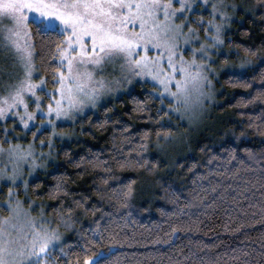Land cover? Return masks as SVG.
Masks as SVG:
<instances>
[{"label":"trees","instance_id":"trees-1","mask_svg":"<svg viewBox=\"0 0 264 264\" xmlns=\"http://www.w3.org/2000/svg\"><path fill=\"white\" fill-rule=\"evenodd\" d=\"M245 1L250 11H237L221 31L214 103L196 130L158 110L152 84L137 83L96 112L60 125L73 130L71 138L54 145L52 159L28 181L27 192L24 184L14 186L24 206L41 210L51 228L65 233L62 245L50 250V264H64L59 248L90 243L88 230L97 228L102 243L111 245L109 264H264V121L257 119L264 108V95L258 94L264 64L253 54L264 55V0ZM201 14L209 16L207 10ZM30 28L36 67L54 87L50 72L57 65L49 58L61 38ZM226 60L255 64L225 71ZM244 79L252 82L250 88L241 86ZM253 96L257 100L247 103ZM169 103L165 100L164 109ZM164 131L177 140L166 145ZM7 142L0 124V143ZM129 183L125 206L112 189ZM8 189L0 187L1 215L8 213L3 207ZM94 251L71 248V264H83Z\"/></svg>","mask_w":264,"mask_h":264},{"label":"snow or ice","instance_id":"snow-or-ice-1","mask_svg":"<svg viewBox=\"0 0 264 264\" xmlns=\"http://www.w3.org/2000/svg\"><path fill=\"white\" fill-rule=\"evenodd\" d=\"M195 2L197 0H0V38L5 41L4 47L15 54V62L24 69V77L14 84L7 96L0 97V119L6 118L12 108L23 106L24 113L17 112L13 118L18 116L19 122L28 128L37 115L48 117L38 126V130H42L44 125L54 126L52 116L57 119L75 117L86 107L95 108L102 96L112 89L110 82L95 80L94 72L103 71L106 62L121 56L129 74L134 73L142 81L153 82L150 95L159 100L158 110L164 111L166 116L169 113L194 116L198 106L209 95L206 89L212 85L208 75L215 71L209 67L214 61L208 53L216 50L219 54V46L223 43V25L211 19L204 27L205 39L211 40V44L203 43L199 48H193L191 59H185L177 51L181 36L186 37L185 44L191 42L193 29L189 28L187 33L183 29L189 23ZM203 2L207 5L210 0ZM174 3H179V8L173 7ZM221 5L235 7L223 5L222 0ZM186 10L189 15H185ZM212 15H219L222 21L225 19V14L218 11L217 4L212 5ZM161 16L163 19H160ZM178 16L184 17L179 24L175 23ZM198 23L204 24L203 18ZM29 25L42 36L55 34L61 38L49 58L50 63L57 65L50 72L54 85L50 90L45 87L48 77L42 76L36 82L32 79L39 73L34 70L36 50ZM137 25L139 30H136ZM141 48L143 54H140ZM153 50L158 54L149 56L148 52ZM253 54L257 55L260 64H264V55ZM198 56L199 62L196 59ZM254 64V61L244 60L239 65H230L226 60L223 70L234 72ZM235 78L230 76L229 80ZM260 80L264 83V68L260 69ZM239 83L246 88L252 86L247 79ZM37 91L49 98L47 112L40 107L44 101ZM258 94L264 95V88L259 89ZM165 100L170 101L167 109H164ZM256 100L257 96H253L247 103ZM30 103L36 105L32 112L27 110ZM257 119L264 121V108ZM4 131L7 133L9 129ZM37 134L34 133V136ZM169 136V132L164 131L163 137L168 139ZM157 138H160V133ZM7 139L5 135L4 140ZM44 143L43 140L40 142L41 147ZM51 143L49 140L50 148ZM139 147L143 152L147 143ZM246 151L251 157V150ZM5 154L12 170H8V164L0 168V181L17 184L22 179L23 167H28L30 172L43 167L36 163L33 144L8 143L7 148L0 146V156ZM39 155L44 157L48 154L41 152ZM137 158H140L139 155ZM24 185L27 192V180ZM55 187L57 191L62 190L63 181L58 178ZM112 192L118 199H124L125 206H129L127 198L132 194L131 183L118 184ZM13 195L12 188H9L7 202L3 205L9 214L0 217V264H50V250L62 245L60 233L38 222L45 219L43 215L38 218L30 217L27 213L22 215L21 201H14ZM261 210L264 211V208ZM88 231L93 232L90 243L59 248L64 264H71V248H76L78 253L95 248L92 255L84 256L83 264H109L111 245L102 243L104 236L99 228ZM176 231V227L171 229L173 235Z\"/></svg>","mask_w":264,"mask_h":264},{"label":"rangeland","instance_id":"rangeland-1","mask_svg":"<svg viewBox=\"0 0 264 264\" xmlns=\"http://www.w3.org/2000/svg\"><path fill=\"white\" fill-rule=\"evenodd\" d=\"M222 3L223 5H234L235 7H224L221 5V0H210V3H208L207 5L204 4L203 0H197V2H195L194 4V10L199 11L198 15H195L193 13L194 10L191 11L190 15L187 10L185 11V15H189V23L186 27H184L183 32L187 33L189 28L193 29L191 42H189L188 44H185L184 41L186 37L184 36H181L179 40V47L177 48V51L182 53L185 59L192 58L191 50L193 48H199L201 44L203 43H208V44L212 43L211 40L205 39L204 27L207 25V21L211 19H215L216 23H222L223 25L222 30H223L224 28H227L230 25V23H232V20H233L232 18L235 16V13H237V11H240L241 13H244V14L250 11V8L248 7L245 0H241V1L222 0ZM213 4H217L218 11L223 12L225 14V19L223 21L221 20L219 15H216L215 17H213L212 15V5ZM173 7L179 8V3H174ZM201 10H207L209 16L202 15ZM201 18H203L204 24L198 23V21ZM160 19H163V16H161ZM183 19H184L183 16H178L175 19V23L179 24ZM136 30H139L138 25L136 26ZM209 35H212V33H209ZM4 45H5V41L2 38H0V69L3 70L2 72H0V97L7 96L9 92L12 90L14 84L17 83L19 79H22L24 77L23 66L15 62L14 60L15 54L12 52L11 49H6ZM220 48H221V45L219 46V52H220ZM140 54H143L142 48L140 50ZM156 54L158 53H156L154 50L148 52L149 56L156 55ZM208 55L211 57L212 61H214L209 64V67L215 70L214 73H210L208 75V79L212 81L211 88L206 89V92H208L209 95H207L204 98V103L198 106V108L196 109V114L194 116L191 114H184L183 116H181L180 114H176L193 131L196 130L201 125V123L203 122L204 116L211 109V106L214 103V92H215L214 79L216 78L217 72H218L215 69L216 64H217L216 59H217L218 52L216 50H212L211 52L208 53ZM196 59L198 62L200 61L199 56L196 57ZM33 63H34V70L39 73L36 67L35 61ZM124 65H125V60L122 56L114 57L111 61H108L105 63L103 71H95L94 79L95 80L103 79L105 81L110 82L112 90L102 96L101 100L97 103L95 108L86 107L84 112L76 114L75 117L57 119L55 116H52L51 119L55 121L54 126L44 125L42 127V130H38V126L41 125V121L48 119V117L37 115L35 120L31 122L30 126L28 128H25L24 125L19 122L18 116L13 118V115L17 112L24 113L25 111L24 107L19 106V107L12 108L10 111L7 112L6 118L0 119V124L2 125L3 130L9 129L7 133H5L4 131V137L5 135H7L8 139L6 141L8 142L3 145L0 143V146L7 148L8 143L22 144L24 146L33 144L34 151L37 157L36 163L38 165H43L45 167L47 165L46 162L51 160L53 157L52 148H54V145L57 142L68 140L73 135L72 129H69V130L64 129L61 126L65 124H73L74 121H76L78 118L82 117L86 113L96 112L101 105L105 104L107 101L111 99H114L122 95L123 93L129 92L131 89L135 87L137 83L148 82L154 86L153 82L151 81H147V80L142 81L141 79L137 78L134 73L129 74L127 69L124 67ZM41 77L42 75L40 73L39 75H34L32 78L33 82L39 81ZM45 87L49 90L53 88V87L48 86L47 84L45 85ZM37 95L41 96L44 101L43 104H41L40 106L41 109L44 112H47V105L49 103V98L43 96V94L39 91H37ZM35 107H36L35 103H30L27 110L29 112H32L35 110ZM37 132L38 134L34 136V133H37ZM179 134L181 135V133L179 132L177 135H175V137L178 138ZM168 139L165 140L166 145L170 144L171 142L174 143V141L177 140L173 138L172 136L169 137ZM42 140L45 141V143L43 144V147H41L40 145V142ZM49 140L52 141L51 148L48 144ZM41 152L46 153L48 155H45L44 157H40L39 154ZM6 164H8V170L11 171L12 170L11 165L6 159V154H5L4 156H0V168L4 167ZM41 168L43 167L35 168L30 172L28 167H23L21 169L22 179H20L19 183L24 184L25 180L29 181L30 179L35 177L39 173ZM3 184H7L9 188H12L13 193H14L13 195L14 201L15 200L22 201L21 199L17 197L16 190L14 187L16 184H12L11 182L0 181V187ZM20 207H21L22 215L23 213H27L28 216L37 217V218L43 215L45 219L39 220L38 222L40 224H44L48 226L49 228H51L49 226V222H46L47 221L46 216L43 214L41 210L34 211L32 209V205H29L26 207L24 206L22 202H21ZM8 214L9 213L4 214V215L0 214V217L7 216ZM58 232L60 233L61 239L63 241L65 237V233H62L61 231H58Z\"/></svg>","mask_w":264,"mask_h":264},{"label":"water","instance_id":"water-1","mask_svg":"<svg viewBox=\"0 0 264 264\" xmlns=\"http://www.w3.org/2000/svg\"><path fill=\"white\" fill-rule=\"evenodd\" d=\"M175 237H176V232H175V234H174L173 237H172V242H174Z\"/></svg>","mask_w":264,"mask_h":264}]
</instances>
